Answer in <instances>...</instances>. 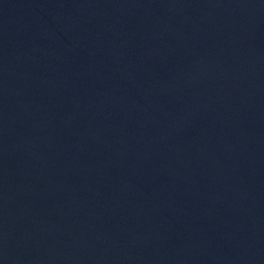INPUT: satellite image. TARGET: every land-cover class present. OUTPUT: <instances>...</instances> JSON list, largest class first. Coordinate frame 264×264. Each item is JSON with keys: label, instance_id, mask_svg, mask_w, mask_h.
Returning a JSON list of instances; mask_svg holds the SVG:
<instances>
[{"label": "water", "instance_id": "95a60500", "mask_svg": "<svg viewBox=\"0 0 264 264\" xmlns=\"http://www.w3.org/2000/svg\"><path fill=\"white\" fill-rule=\"evenodd\" d=\"M0 264H264V0H0Z\"/></svg>", "mask_w": 264, "mask_h": 264}]
</instances>
